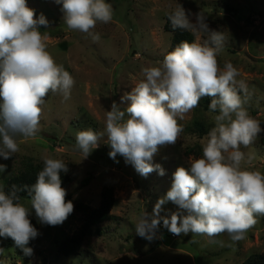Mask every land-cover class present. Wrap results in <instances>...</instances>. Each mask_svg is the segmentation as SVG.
Instances as JSON below:
<instances>
[{"label":"clouds","instance_id":"9594fccd","mask_svg":"<svg viewBox=\"0 0 264 264\" xmlns=\"http://www.w3.org/2000/svg\"><path fill=\"white\" fill-rule=\"evenodd\" d=\"M56 3L62 5L67 29L86 33L93 41L100 39L93 32L97 23L113 19L107 0ZM167 19L173 30L203 32L207 38L203 42L183 40L156 65L142 67L143 78L121 97V102H130L127 107L121 110L112 103L103 132L91 128L77 131L75 149L87 158L106 136L110 158L115 160L119 154L143 177L153 172L164 176L165 169L154 163L159 147L175 144L184 131L179 121L198 107L202 98L211 97L208 110L218 114L201 141L202 156H190L188 168H176L166 196L156 202L151 214L145 210L139 215L135 231L151 241L162 221L177 236L227 234L232 242H238L257 223V217L264 216V173L242 166L251 164L254 155L246 156L241 150L253 145L264 129L245 107L247 87L237 80L239 70L229 61L223 68L219 65L224 34L211 29L201 13L193 23L180 4ZM48 23L43 14L36 17L27 0H0V157L5 160L20 151L17 137L34 138L40 131L42 106L49 93L60 94L64 101L71 98L75 80L48 51L49 37L40 31V26L46 28ZM43 163L30 187L12 185L9 192L0 189V237L11 238L25 256L33 254L28 245L39 235L30 220L32 210L40 223L49 226L63 224L74 211L61 186L67 164L51 157H44ZM5 170L6 165L0 164V171ZM25 190L31 210L20 203L18 192ZM169 201L178 210L161 216L162 206Z\"/></svg>","mask_w":264,"mask_h":264},{"label":"rangeland","instance_id":"374dc122","mask_svg":"<svg viewBox=\"0 0 264 264\" xmlns=\"http://www.w3.org/2000/svg\"><path fill=\"white\" fill-rule=\"evenodd\" d=\"M113 8L111 22L97 23L93 32L100 39L93 41L86 33L70 31L64 24L62 5L56 0H27L36 17L43 14L48 26H40L47 34L48 51L58 64H62L75 80L71 98L64 101L60 94L49 93L43 107L40 131L34 138L17 137L20 151L0 164V189L7 179L23 168V163L44 165L43 158L62 159L68 167L71 183L66 197L74 204V211L63 224L49 226L39 222L32 210L30 218L39 227V245L33 258L25 261L14 251H0V264H241L251 254H264V216L249 229L244 239L232 242L227 234L217 237L179 236L161 225L151 241L140 237L135 224L143 211L152 213L156 202L171 188L173 173L178 166L189 167V157L202 156V143L206 135L196 132L194 121H200L208 130L214 126V116L198 107L185 114L179 123L184 131L175 144L160 146L154 163L165 169L147 177L136 172L130 163L117 155L109 157L110 146L106 136L87 158L75 149V136L79 130L91 128L103 132L106 111L116 102L124 110L129 101L121 97L130 92L141 80L142 67L156 65L171 47V34L164 31L166 16L180 4L195 23L201 13L211 29L225 36L218 62L223 68L231 62L247 87L245 107L249 114L261 122L264 129V0H107ZM194 41L203 42L207 33L189 31ZM245 96L244 92L240 94ZM2 103V100H0ZM264 131L248 148L251 164L242 165L264 173ZM104 188H111L115 205L111 214L117 219L93 230L73 258H64L56 251L55 240L71 236L82 224L77 204L96 208ZM20 203L31 210L30 199ZM161 216H170L178 210L171 201L162 206ZM170 235V236H166Z\"/></svg>","mask_w":264,"mask_h":264},{"label":"trees","instance_id":"16d2710c","mask_svg":"<svg viewBox=\"0 0 264 264\" xmlns=\"http://www.w3.org/2000/svg\"><path fill=\"white\" fill-rule=\"evenodd\" d=\"M168 16V15H167ZM166 16L164 31L171 34V47L169 52L172 51L176 45H178L183 40H188L189 42H193V35L186 30L176 29L173 30L171 28V24L168 21ZM241 94V92L239 93ZM211 97H204L201 102L203 110H208V105L211 102ZM194 126L196 128V132L200 133V136L206 135L208 130L205 128L204 124L200 121H194ZM261 145L264 146V138L261 139ZM23 168L17 172L13 173L6 181L4 191L9 192L12 185H16L18 188L23 189L25 185L31 186L35 183L37 174L41 171L44 165L35 164L32 161H26L23 163ZM61 181L62 187L67 190L71 183V178L69 173L62 172L61 173ZM18 195L21 199H30L28 192L19 191ZM20 199V200H21ZM66 200H70L69 197H66ZM115 205V198L113 195V190L111 188H104L100 195V202L98 207L89 208L88 206H84L81 204H77V207L82 214V224L78 230H76L71 236L66 237L61 240H55L56 251L58 255L64 258H73L76 256L77 252L81 249L82 244L86 238L92 235L93 230L98 228L100 225L108 222L115 221L117 218L111 214V210ZM32 224L36 227L39 232V227L37 222L30 218ZM170 236V235H166ZM39 245V235L37 238L33 239L29 243V247L33 249V254L31 256H25L22 250L17 247L14 241L11 238L0 237V249L4 251H14L19 258L27 261L35 255ZM241 264H264V254L253 253L251 254L244 262Z\"/></svg>","mask_w":264,"mask_h":264}]
</instances>
